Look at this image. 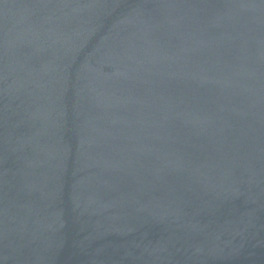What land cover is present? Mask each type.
<instances>
[{
    "label": "water",
    "instance_id": "95a60500",
    "mask_svg": "<svg viewBox=\"0 0 264 264\" xmlns=\"http://www.w3.org/2000/svg\"><path fill=\"white\" fill-rule=\"evenodd\" d=\"M0 264H264V0H0Z\"/></svg>",
    "mask_w": 264,
    "mask_h": 264
}]
</instances>
